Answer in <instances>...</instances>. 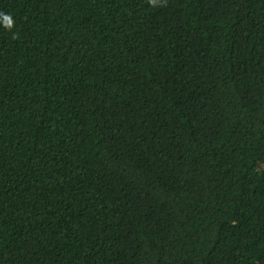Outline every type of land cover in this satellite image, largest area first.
Returning <instances> with one entry per match:
<instances>
[{
	"label": "trees",
	"instance_id": "16d2710c",
	"mask_svg": "<svg viewBox=\"0 0 264 264\" xmlns=\"http://www.w3.org/2000/svg\"><path fill=\"white\" fill-rule=\"evenodd\" d=\"M0 0V264H264V0Z\"/></svg>",
	"mask_w": 264,
	"mask_h": 264
},
{
	"label": "clouds",
	"instance_id": "9594fccd",
	"mask_svg": "<svg viewBox=\"0 0 264 264\" xmlns=\"http://www.w3.org/2000/svg\"><path fill=\"white\" fill-rule=\"evenodd\" d=\"M149 3L152 4L153 6H156L157 0H149ZM165 5H166V0H162L161 6H165ZM0 18L3 19L5 27L8 28L9 30H11L14 27V22L10 15L0 13Z\"/></svg>",
	"mask_w": 264,
	"mask_h": 264
}]
</instances>
